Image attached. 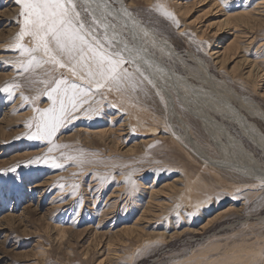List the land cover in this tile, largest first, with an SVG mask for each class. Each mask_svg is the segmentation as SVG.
Returning <instances> with one entry per match:
<instances>
[{"label": "rangeland", "instance_id": "rangeland-1", "mask_svg": "<svg viewBox=\"0 0 264 264\" xmlns=\"http://www.w3.org/2000/svg\"><path fill=\"white\" fill-rule=\"evenodd\" d=\"M66 6L122 63L45 54L0 0V264H264V0Z\"/></svg>", "mask_w": 264, "mask_h": 264}, {"label": "snow or ice", "instance_id": "snow-or-ice-1", "mask_svg": "<svg viewBox=\"0 0 264 264\" xmlns=\"http://www.w3.org/2000/svg\"><path fill=\"white\" fill-rule=\"evenodd\" d=\"M16 2L22 5L21 15L24 17V27L20 33L21 38L24 35L33 36L37 41V49L42 47L45 54L49 55L51 53L50 40L55 42L61 52L67 53L69 57L73 58L74 54L77 53L83 57L84 48L87 47L93 52L92 58L97 64L98 74L105 77L107 73L108 77L112 79L118 78L117 70L122 61L106 58L88 44L85 37L80 34V28L83 25H80L79 28L73 26L72 9L66 6V4H71V0H16ZM18 47L20 46L18 45ZM105 61L109 65L107 69H105ZM51 62L58 64L60 67L65 66L55 56H51ZM92 74V72H89L90 76ZM62 83H65V81H58L57 88L52 91L56 92ZM58 120L59 118H57ZM56 127H58V123L53 124L47 133L48 137H51ZM55 166L60 167V165Z\"/></svg>", "mask_w": 264, "mask_h": 264}, {"label": "bare ground", "instance_id": "bare-ground-1", "mask_svg": "<svg viewBox=\"0 0 264 264\" xmlns=\"http://www.w3.org/2000/svg\"><path fill=\"white\" fill-rule=\"evenodd\" d=\"M263 5V4H262ZM260 13V12H259ZM250 22H254V20H251ZM257 22V21H256ZM140 25V24H139ZM253 26V25H252ZM253 39V38H252ZM162 41V40H161ZM165 43V42H164ZM223 53V52H222ZM249 62V61H248ZM250 63V66H251V69H249L250 70V73H249V76H250V74L252 75V76H256L257 75V77H260V78H263V76H264V72H263V69H260V67H259V65L258 66H255L254 67V64H253V62H249ZM249 67V66H248ZM252 67H254V69H252ZM258 68V69H257ZM255 69H257V71L255 70ZM258 108V107H257ZM258 112V111H257ZM254 113V112H253ZM260 114V113H259ZM264 114V113H263ZM255 115V114H254ZM261 115V114H260ZM257 116V115H256ZM263 117V116H262ZM12 121V120H11ZM256 128V126L255 125H253V124H251V123H248V129H250L251 131H253L252 133H253V135L252 136H250L252 139L251 140H254L258 145H260V146H262V147H264V136L261 134V133H259L258 131H257V129H255ZM249 154V153H248Z\"/></svg>", "mask_w": 264, "mask_h": 264}]
</instances>
